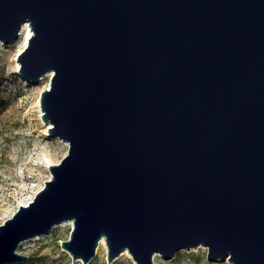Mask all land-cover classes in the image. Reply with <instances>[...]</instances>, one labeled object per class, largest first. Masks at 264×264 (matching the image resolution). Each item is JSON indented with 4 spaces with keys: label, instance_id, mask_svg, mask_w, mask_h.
I'll use <instances>...</instances> for the list:
<instances>
[{
    "label": "water",
    "instance_id": "95a60500",
    "mask_svg": "<svg viewBox=\"0 0 264 264\" xmlns=\"http://www.w3.org/2000/svg\"><path fill=\"white\" fill-rule=\"evenodd\" d=\"M31 30L17 75L67 144L0 225V264L70 223L59 247L89 264H264V0H0V42Z\"/></svg>",
    "mask_w": 264,
    "mask_h": 264
},
{
    "label": "rangeland",
    "instance_id": "374dc122",
    "mask_svg": "<svg viewBox=\"0 0 264 264\" xmlns=\"http://www.w3.org/2000/svg\"><path fill=\"white\" fill-rule=\"evenodd\" d=\"M22 41L18 37L11 44L0 42V225L16 212L19 204L31 201L50 179L45 157L57 164L67 151L66 144L58 139L41 135L49 125L39 119L36 103L39 105V94L47 88L49 76L32 85L13 73L16 56L25 47ZM70 228L69 223H62L52 227L47 235L23 241L17 252L28 258L18 264H78L59 247L62 240L69 238ZM206 253V248L198 246L176 252L169 261L158 254L153 260L154 264H228L208 262ZM90 264H108L104 246L97 245ZM112 264L134 263L123 253Z\"/></svg>",
    "mask_w": 264,
    "mask_h": 264
},
{
    "label": "bare ground",
    "instance_id": "6f19581e",
    "mask_svg": "<svg viewBox=\"0 0 264 264\" xmlns=\"http://www.w3.org/2000/svg\"><path fill=\"white\" fill-rule=\"evenodd\" d=\"M31 35V30H30V28H29V26L27 25V24H25L24 26H22V28H21V30L19 31V35H18V37H21V38H23V41H22V47H24V46H26V43H27V41H28V37ZM18 37H17V39H18ZM17 39H15V40H17ZM15 40H13V41H15ZM13 41H11V42H13ZM9 44H11V43H9ZM15 70L13 71V73L14 74H16L17 72H18V70H19V64L17 63L16 65H15ZM48 76H50L51 74L49 73V74H47ZM19 76V75H18ZM46 76V75H45ZM20 77V76H19ZM41 80V79H40ZM36 107L38 108V113H40L39 114V119L41 120V122H43L42 121V113H41V110H39V107H40V105H38V102L36 103ZM46 124H48V123H46ZM49 125V124H48ZM49 128L50 127H45L44 128V130H42V136L44 137V136H48V130H49ZM59 141H61V140H59ZM62 143H64V144H66L65 142H63V141H61ZM66 146H67V144H66ZM52 162H53V160L51 159V158H48V157H45V165L46 166H49V165H51L52 164ZM21 204H23V203H21ZM26 204V203H25ZM70 224V223H69ZM99 244L100 245H102V246H104V248H106V246H105V243H104V241H100L99 242ZM125 255H127L128 256V253L125 251V252H123Z\"/></svg>",
    "mask_w": 264,
    "mask_h": 264
},
{
    "label": "trees",
    "instance_id": "16d2710c",
    "mask_svg": "<svg viewBox=\"0 0 264 264\" xmlns=\"http://www.w3.org/2000/svg\"><path fill=\"white\" fill-rule=\"evenodd\" d=\"M78 264H81L80 262ZM90 264V263H89Z\"/></svg>",
    "mask_w": 264,
    "mask_h": 264
}]
</instances>
